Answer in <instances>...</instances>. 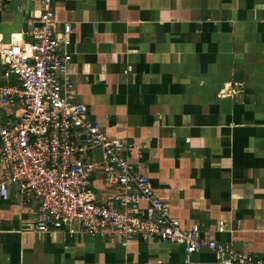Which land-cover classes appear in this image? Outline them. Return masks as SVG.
Segmentation results:
<instances>
[{"label":"crops","instance_id":"1","mask_svg":"<svg viewBox=\"0 0 264 264\" xmlns=\"http://www.w3.org/2000/svg\"><path fill=\"white\" fill-rule=\"evenodd\" d=\"M41 1L0 0V37L29 41ZM55 8L72 27L76 100L132 144L128 159L170 215L264 258V0H57ZM4 71L0 57V87L17 83ZM14 113L0 100V128ZM2 168L0 159V176ZM94 177L98 192L112 191ZM10 193L0 198V264H221L207 248L188 259L183 246L157 240L122 246L41 232L34 207Z\"/></svg>","mask_w":264,"mask_h":264},{"label":"built area","instance_id":"2","mask_svg":"<svg viewBox=\"0 0 264 264\" xmlns=\"http://www.w3.org/2000/svg\"><path fill=\"white\" fill-rule=\"evenodd\" d=\"M56 1L42 0L40 16L28 19L29 41L0 37L4 74L17 78L0 87L1 102L15 108L0 128V198L8 200L14 188L22 206L34 207L41 232L66 229L122 246L138 238L157 240L183 246L188 259L207 248L221 264H264V258L233 252L203 237L198 226L173 218L150 178L128 159L132 144L108 135L76 100L72 27L56 19ZM96 171L112 191H97ZM226 227L220 221L217 230Z\"/></svg>","mask_w":264,"mask_h":264}]
</instances>
